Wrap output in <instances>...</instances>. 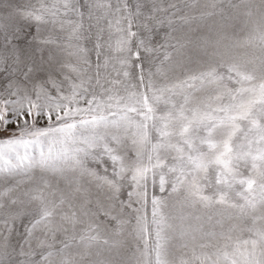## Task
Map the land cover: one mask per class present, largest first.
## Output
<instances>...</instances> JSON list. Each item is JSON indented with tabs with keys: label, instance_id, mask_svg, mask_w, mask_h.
Listing matches in <instances>:
<instances>
[{
	"label": "snow or ice",
	"instance_id": "snow-or-ice-1",
	"mask_svg": "<svg viewBox=\"0 0 264 264\" xmlns=\"http://www.w3.org/2000/svg\"><path fill=\"white\" fill-rule=\"evenodd\" d=\"M0 264H264V0H0Z\"/></svg>",
	"mask_w": 264,
	"mask_h": 264
}]
</instances>
